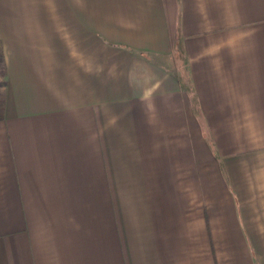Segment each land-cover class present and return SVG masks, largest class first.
Listing matches in <instances>:
<instances>
[{"label":"crops","instance_id":"0c3cea01","mask_svg":"<svg viewBox=\"0 0 264 264\" xmlns=\"http://www.w3.org/2000/svg\"><path fill=\"white\" fill-rule=\"evenodd\" d=\"M0 264H264V0H0Z\"/></svg>","mask_w":264,"mask_h":264},{"label":"trees","instance_id":"16d2710c","mask_svg":"<svg viewBox=\"0 0 264 264\" xmlns=\"http://www.w3.org/2000/svg\"><path fill=\"white\" fill-rule=\"evenodd\" d=\"M7 74L6 64H5V53L2 42L0 40V86L5 85L6 79L4 78ZM3 93L0 92V117L3 116L4 110V98Z\"/></svg>","mask_w":264,"mask_h":264}]
</instances>
